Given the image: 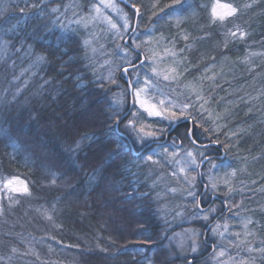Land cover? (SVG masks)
<instances>
[{
	"label": "trees",
	"instance_id": "16d2710c",
	"mask_svg": "<svg viewBox=\"0 0 264 264\" xmlns=\"http://www.w3.org/2000/svg\"><path fill=\"white\" fill-rule=\"evenodd\" d=\"M67 1L0 0V42L7 45L0 48V264H190L187 259L192 258V264H198L206 252L182 260L168 242L170 234L187 223L165 227L155 210L156 186L159 189L161 181L155 182L170 170L171 152H162L160 160L151 162L144 156L161 144L168 150L173 149V141L176 146L202 147L212 137L229 145L224 158L229 156L232 166L258 162L264 171V120H258L260 107L243 95L244 87L264 70V61L251 66L245 59L264 49V0H225L239 8L227 28L235 30L238 25L247 33L235 42L226 37L224 27L211 22L214 0H188L194 14L189 13L180 28L167 17L156 21L153 15L163 16L160 9L171 0H128L140 8L138 29L160 23L164 34L155 26L154 32L166 36L164 42L187 32L188 39L181 41L192 46L182 54L185 63L176 83L208 85L203 96L208 99L206 111L198 123L213 129L201 134L203 129L191 120L170 123L143 115L148 124L165 130L160 142L144 148L124 135L127 119L118 127L110 119L114 111H136L122 71L130 66L129 60L120 63L115 42L118 63L115 68L102 66L110 55L99 57L90 51L92 46L85 41L92 33L84 31L83 24L55 23L53 17L61 9L53 12L51 7ZM118 2L132 13L129 5ZM88 4L86 0V10ZM93 35L98 46V34ZM130 51L135 57V49ZM142 52L141 48L139 60L132 57L137 66L129 70L133 76L145 68L140 67ZM212 71L215 75L208 76ZM193 95H182L181 102ZM192 130L194 136L189 135ZM208 148L219 161L221 148ZM247 170L240 174L246 175L253 190L246 193L242 213L256 219L250 226H255L257 236L251 239L255 249L264 248V172L257 180L256 171ZM9 179L27 185L28 194L13 192L14 186L5 188ZM198 182L202 192L200 178ZM232 194L236 205L240 192ZM249 204H255L256 210ZM236 207L231 208L229 221L241 230L231 218L238 212ZM191 208L200 210L195 204ZM177 209H172L175 216ZM257 264H264V254Z\"/></svg>",
	"mask_w": 264,
	"mask_h": 264
},
{
	"label": "rangeland",
	"instance_id": "374dc122",
	"mask_svg": "<svg viewBox=\"0 0 264 264\" xmlns=\"http://www.w3.org/2000/svg\"><path fill=\"white\" fill-rule=\"evenodd\" d=\"M221 2L229 3L225 0H221ZM85 8L86 0H69L63 4H59L57 6L55 5L51 7V10L61 9V11L60 13L56 14L57 16L53 17V20L54 22L59 20V23H61L62 25L70 24L73 21L74 23H76V21H81L79 24H83L84 31L86 28L87 31L89 30V33H92L89 35V38L87 40L90 46H92L89 48L90 51L93 54L97 52V55L99 57L110 55V57L107 59V62L102 61V66L112 67L114 65L113 67L115 68V64L118 63V61L114 59V52L116 50V48H114L115 42L116 47L118 48L117 53L120 58V63H125L128 60H132V57H134V53L131 52L127 46L125 47V45H127L125 43V40L132 31H129L126 35H123L122 38L121 35H119L124 31V29L121 27L124 24V15L127 14L129 17H132V13L125 9V7L118 2V0H89L87 10ZM97 9H99V11H97ZM77 13H79V16H75ZM137 19L138 17H133L130 21L131 27L132 29H134V31L132 32V36H130L128 39V44H131L132 41L140 43L143 51V58L141 59V61L144 60L145 56H147L149 57V63L144 65L145 68L135 71L134 76L129 74L128 76L130 77V81L133 82L136 81L137 78H139L140 83L137 85V87L146 89L141 93L140 98L142 100H145L147 104H158V101L160 99H164L166 102L171 101V105H174L177 109H180L184 103L181 102L182 95L199 93L202 97L205 96V91L208 87L205 82L202 83V86H199L198 83H191L189 84V86H186L183 82H181V84L176 83V81L178 80V75L180 74L179 69L185 63V56H182V54L186 51V49H189V47L192 46L190 45V43L183 44L181 40L183 39L184 35H182L183 37L179 35L177 37L173 36L169 42H164V40L162 41V39H165L166 36L164 37L163 35L162 38L161 34L156 35L154 32V26L159 28L160 23L156 24V22H153V26H151L150 29L145 28V30H142L143 27H141L142 29H138L139 25ZM109 21H111V23H115L117 27L112 28ZM158 31L162 33L164 32L163 30L161 31L160 28ZM93 33L98 34V40L100 41V44L98 46H95L93 44V38L95 37ZM125 53L130 54L126 56ZM245 59L248 65L250 64L251 66H253V64L256 66L262 64V62L264 61V49L250 52ZM149 64H152L153 66L160 69L162 71V75L152 76L149 70ZM220 66L221 68L224 67V65L222 64ZM173 67L176 68L178 75H176L175 80H167V83L169 84V87H167V83L164 85L161 84L165 81L163 79V70L171 69ZM209 67L210 66H208L207 68ZM212 75H215L214 71L208 74V76ZM124 77L126 76L124 75ZM145 77H149L152 81V83L147 87L144 84ZM182 84L184 85L182 86ZM162 87H166L167 90H164ZM178 87H180L182 90H179V92L175 94V89H178ZM169 91L174 95H171ZM243 92L244 97L246 96L248 100L252 101L253 106L260 107L261 112L259 111L260 113L258 120H264V110L262 109V107H264V70L258 73V75H256L253 80L251 79V83L247 84L244 87ZM137 107L139 106L137 105ZM143 115L147 116V113L143 112V109H140V112L138 113V116L141 117L140 123L146 126H150L149 130L151 128L157 129L156 126L148 124L146 121H144ZM155 118L160 121L164 119L158 117ZM126 123L127 121L124 123V125ZM200 133L203 134V130H201ZM190 134L191 133H189V135ZM206 145L209 144L207 143ZM202 147H194L186 143L184 147L178 145L176 147H173V149L168 150L171 152V155L172 153H176L175 156L172 155V158L169 159V161H171V168L169 171L161 173L164 175L159 174L157 181L155 182V184H160L161 181V184L158 185L161 189H158V187L156 186L157 204L155 208L157 217L160 222L165 227L168 224L176 225L180 223H187L185 227L171 233L168 242L172 247V250H177L178 256H181L183 258L182 260H185V258L191 256L192 254L206 252L204 258L198 264H257L258 259L262 257V253H260L258 249L263 248V246L260 245L257 249H255V244L253 242L254 240L251 239L257 236L255 226H250L251 223L256 221V219L253 218L252 214L242 213L246 210L247 206L246 193L250 192L253 189L248 188L249 182L244 177L246 175L240 173H244V171L247 169V171L251 172V169L253 168V170L256 171L255 174L256 176H258L256 179L258 180V178L264 172L261 164L258 162H254L253 165H248L247 163H245L240 165L235 164L234 166H232L231 162L233 160H231L228 156L226 160L227 163L225 165H222L218 170H213V172L211 173L208 171L207 166L202 167L201 173H204L201 180L202 184H207L209 182V176L212 175L215 177V180L220 187L218 189V195L212 194L204 198V207L209 208L210 205L211 207L209 209L204 208L203 212H201L200 210L196 211L191 208V205L194 204L192 200H190L191 203L188 201V199L191 198L188 197L186 193V189L189 187V185L185 182V177L190 180L192 176H196V184L197 186H199V175L197 174V171L190 170L189 164L187 163L186 152L193 151L195 153L197 150L203 151L204 148ZM207 151L209 152L210 148L207 147ZM222 151L225 152V150L223 149L217 156H221ZM162 152L164 153L163 148H156L153 149L151 151V154L149 155L153 156V160H160L159 156ZM144 159H147V155L144 156ZM166 160H168V158H166ZM216 161L219 162L218 160ZM138 162H140V160H138ZM181 168L186 169V171L181 172ZM233 169H236V175L228 177V186H225V172H231ZM173 173H176V175H173ZM147 176L148 175H146V178ZM239 176H242V178L240 177L239 179ZM23 185V183L17 181V183H14L12 185V187L14 186V188H23ZM228 187H231L233 189L231 193L228 192ZM173 189H175V191H173ZM198 190L200 191L199 187ZM236 190H239L240 192V198L236 202V205H238L236 207L238 208V212L233 214L231 218L237 220V223L240 226L239 228H241V230L236 229L235 225L229 221L232 208L231 205L235 204L234 200H232L230 196L233 195L232 193ZM202 193H204V190ZM224 193H226L228 196L229 207L227 208L223 203L225 199L223 195ZM211 200L217 201L211 203ZM175 206H178L176 216L172 211ZM251 207L253 208V210H256L255 204H252ZM212 208H215L216 211L210 212L209 210ZM204 214H209L211 219L205 221L202 218ZM217 215L218 218L215 219V216L217 217ZM249 221L251 222L249 223ZM197 222L201 223V225H198ZM218 223L221 225L226 223L228 225V230L224 231V229L221 228L217 233L214 234L213 229L216 228V225ZM219 232H224V235L221 236ZM256 240L261 241V238L258 237ZM193 247L196 248L195 252L192 251ZM221 251L224 252L223 256L219 255ZM192 259H187V262L192 264L194 262H191Z\"/></svg>",
	"mask_w": 264,
	"mask_h": 264
},
{
	"label": "snow or ice",
	"instance_id": "6c2138e0",
	"mask_svg": "<svg viewBox=\"0 0 264 264\" xmlns=\"http://www.w3.org/2000/svg\"><path fill=\"white\" fill-rule=\"evenodd\" d=\"M27 6V5H26ZM35 6V5H31ZM129 7L132 9V17H129L127 14L124 15V24L121 26L124 31L123 33H120L121 38L123 35H126L129 31H134L131 27V19L133 17H140L142 14L140 12V8L137 7L136 3H131ZM23 11V9H21ZM53 12L58 11V9H52ZM99 11V9H97ZM160 12L163 13V16L157 15L155 12H153V15L156 16V21H159L161 19H164V17H167L170 23H175L177 28H180L184 21L188 18L189 13L194 14V9H192L191 4H189L188 0H171V3L168 5H165L164 8L160 9ZM239 8L234 7L231 3H222L221 0H215V2L211 5L210 9V20L213 24H219L220 26L225 28V35L226 37L230 36L232 38V41L235 42L236 40H243L247 33L245 31H242L238 25L235 26V30L227 28V24L231 22L232 19H235L238 17ZM81 21H76V23H80ZM55 23H59V20H57ZM112 28H116L117 25L115 23H111ZM185 40L188 39L187 32H184ZM138 39V38H137ZM87 41H85V44L87 45ZM7 47V45L3 42H0V48ZM129 49H135L136 55L134 57V60H139V50L141 49V44L136 43V41H132L131 44L127 45ZM130 53H125V55H129ZM38 61L43 60V57H38ZM134 60H129L128 63L131 66L133 70L136 69V64ZM149 63V57L145 56L144 60L140 61V67H143V65ZM149 70L152 76H160L162 75V71L158 69L157 67L153 66L152 64H149ZM123 72L131 75L129 72L128 67L123 68ZM176 75H178L177 70L175 67L171 69L163 70V79L165 81L172 79L175 80ZM115 83V80L112 81ZM102 83V82H101ZM140 83L139 78H137L136 81H129L130 88L132 89L131 95L133 97V108H136V111H130V116L122 114L120 111H114L110 114V119L113 121V127H118L125 119H127V123L124 125V135L128 137L129 140H131L133 145H138L140 148H144L149 143H157L159 140L163 139L164 136V129H156V128H150V126H146L144 124L140 123V117L138 116V113L140 112V109H143V112L147 113L148 117H158V118H164L168 119L169 122H174L179 119H185V120H191L196 122L197 127H201L203 129L204 133H211L213 132L212 128L205 127L203 124H199L198 121L203 118L204 112L206 111L205 105L208 103L207 100L203 99V97L199 93H195L193 96H186L185 102L183 103L182 107L180 109H177L174 105H171V101L166 102L164 99H160L157 103L153 104H147L145 100H142L141 93L144 92L145 88L137 87V85ZM152 83L151 79L149 77H145L144 84L147 87ZM137 105L139 107H137ZM171 105V106H170ZM163 106V107H159ZM201 109L202 111H197V109ZM191 135L194 136V130H192ZM210 144L211 145H219L220 148L225 150V156L227 155V152L230 151L229 145L226 143H221L218 138H212L209 137ZM193 143H196L195 140L192 141ZM159 147L163 148L164 152L167 153L168 149L164 147V145H158ZM79 145L77 144V148ZM173 147H176L175 141H173ZM204 150H197L195 153L193 151H187V163L189 164L191 171H197V174L200 176H203L204 173L198 172V169L207 166L208 171L211 173L213 170H218L222 165H225L226 159L224 157H220L219 162H217L213 158V154L207 151L208 145H204ZM69 151H74V149H69ZM173 156L176 155V153H172ZM219 155V153H217ZM153 156L148 155L147 161H152ZM181 172H185L186 169L181 168ZM173 175H176V173H173ZM236 175V169H233L231 172H225V186H228V180L227 178L230 176ZM197 177L192 176L189 180L187 177H185V182L189 185V187L186 189L187 196L191 198L192 202L196 205L197 209H200L201 212H203L202 203L201 201L208 195H218V189L219 185L215 180V177L210 175L208 180L209 182L203 187L205 188V192L201 193L198 190V186L196 184ZM17 183V181L9 179L5 184V188H11V186ZM22 183V182H21ZM53 183H55V180H53ZM13 192H22L23 194H28V187L25 185L22 189L20 188H11ZM138 191V190H137ZM175 191V189H173ZM233 189L231 187H228V192L231 193ZM145 197H147L148 194H144ZM225 207H229L228 205V198L225 197L223 201ZM231 207H236L235 204L231 205ZM210 212H215L216 209L212 208L209 210ZM202 218L205 221H208L211 219L209 214H204ZM51 219V217H49ZM251 221H249L250 223ZM246 227V225H245ZM223 228L224 231L228 230V225L225 223L223 225L217 224L216 228L213 229L214 234L218 232L219 229ZM221 236L224 235V232H219ZM251 234V233H249ZM239 235V234H237ZM192 251L195 252L196 248L193 247ZM262 254H264V248L258 249ZM220 256L224 255V252L221 251L219 253Z\"/></svg>",
	"mask_w": 264,
	"mask_h": 264
},
{
	"label": "water",
	"instance_id": "95a60500",
	"mask_svg": "<svg viewBox=\"0 0 264 264\" xmlns=\"http://www.w3.org/2000/svg\"><path fill=\"white\" fill-rule=\"evenodd\" d=\"M119 1L124 2V3L127 4V5H130V4H131L128 0H119ZM134 28H135V27H134ZM132 32H133V31H132ZM132 32L128 35L127 39L125 40V43H126V44L129 43L128 39H129V37L131 36ZM127 67L129 68V70L131 69V66H127ZM123 73H124V72H123ZM124 74H125V76H126V80H127V82L129 83V81H130V77L128 76L127 73H124ZM131 91H132V89L130 88V85H129V94H130V97H131V107H132V101H133V99H132ZM130 109H131V108H130ZM130 109H129V110H130ZM128 113H129V111L126 112L124 115H127ZM184 120H185V119H184ZM177 123H178V122H177ZM177 123H176V124H177ZM173 128H174V125H173V126L167 131L166 138H168V134L171 133V131H172ZM158 142H160V140H159ZM158 142H157V143H158ZM151 144H154V143H149L148 145H151ZM208 144L211 145L210 143H208ZM214 146H219V145H214ZM221 150H223V149L221 148ZM132 151H133V152H136L134 148H132ZM224 156H225V152L222 151L221 157H224ZM201 170H202V168H200V169L198 170V172H201ZM199 178L202 180V176L199 175ZM204 185H205V184H204ZM203 190H204V192H205V188H203ZM216 197H217V196H216ZM209 227H210V225H209ZM193 261H194V259H192L191 262H193Z\"/></svg>",
	"mask_w": 264,
	"mask_h": 264
},
{
	"label": "flooded vegetation",
	"instance_id": "af4514ba",
	"mask_svg": "<svg viewBox=\"0 0 264 264\" xmlns=\"http://www.w3.org/2000/svg\"><path fill=\"white\" fill-rule=\"evenodd\" d=\"M215 156V155H214ZM203 185V184H202ZM202 192H203V190H202ZM201 192V193H202ZM219 200V199H218ZM217 200H211V203H214V202H216ZM202 203V208L204 209V207H203V202H201Z\"/></svg>",
	"mask_w": 264,
	"mask_h": 264
}]
</instances>
